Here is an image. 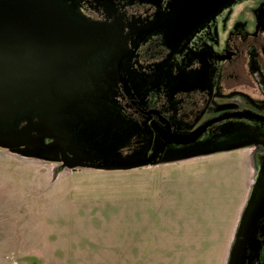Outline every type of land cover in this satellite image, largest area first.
I'll return each mask as SVG.
<instances>
[{
	"label": "flooded vegetation",
	"instance_id": "1",
	"mask_svg": "<svg viewBox=\"0 0 264 264\" xmlns=\"http://www.w3.org/2000/svg\"><path fill=\"white\" fill-rule=\"evenodd\" d=\"M246 1L200 22L194 0H22L23 16L0 26L10 63L34 70L58 64L40 56L51 51L39 41L49 17L66 16L73 41L58 68L74 74L78 117L56 148L44 149L55 142L45 136L40 151L63 168L249 150L252 180L224 264H264V0L233 16ZM30 104L11 128L41 120Z\"/></svg>",
	"mask_w": 264,
	"mask_h": 264
},
{
	"label": "rangeland",
	"instance_id": "2",
	"mask_svg": "<svg viewBox=\"0 0 264 264\" xmlns=\"http://www.w3.org/2000/svg\"><path fill=\"white\" fill-rule=\"evenodd\" d=\"M248 151L106 170L0 147V264H224Z\"/></svg>",
	"mask_w": 264,
	"mask_h": 264
},
{
	"label": "water",
	"instance_id": "3",
	"mask_svg": "<svg viewBox=\"0 0 264 264\" xmlns=\"http://www.w3.org/2000/svg\"><path fill=\"white\" fill-rule=\"evenodd\" d=\"M22 0H0V26H5L8 21L16 24L13 19L23 15L24 6L20 5ZM199 9L203 11L200 22L208 20L223 9L230 6L236 0H194ZM65 15H54L50 22H44L43 27L48 29L43 38L39 41L43 50H50V53L40 55L44 59L58 60L57 65L45 63L35 67L34 70L14 66L10 58L4 52V46H0V147L10 150L24 157L38 158L54 161L51 156H43L40 151L41 142L45 136L51 137L55 142L44 149L53 150L59 145V140H64L68 128L66 125L74 124L78 117L77 90L68 83L74 74L58 68V65L71 52L73 36L67 29L68 25L60 19ZM0 38V45L3 44ZM18 100H22L17 102ZM24 101V102H23ZM30 102L33 111L41 110V120L35 124L29 122L19 129L11 128L15 124L24 104ZM83 108L82 114H89L88 108ZM37 135L32 137V133ZM46 133V134H45ZM62 150V149H61ZM209 151L181 155L167 159L166 161H178L192 156L206 154ZM143 163H126L120 165L119 169H129L140 166ZM76 164H66L67 168H75Z\"/></svg>",
	"mask_w": 264,
	"mask_h": 264
},
{
	"label": "crops",
	"instance_id": "4",
	"mask_svg": "<svg viewBox=\"0 0 264 264\" xmlns=\"http://www.w3.org/2000/svg\"><path fill=\"white\" fill-rule=\"evenodd\" d=\"M233 232H234V228H233V231H231V234H230L229 238H228V235H227L228 239H227V241L225 243V258H223L224 259V263H225V259H226L227 253H228V249H229L230 243H231Z\"/></svg>",
	"mask_w": 264,
	"mask_h": 264
}]
</instances>
